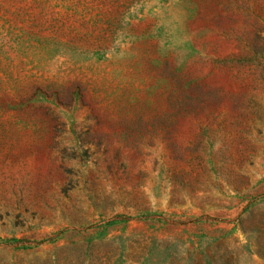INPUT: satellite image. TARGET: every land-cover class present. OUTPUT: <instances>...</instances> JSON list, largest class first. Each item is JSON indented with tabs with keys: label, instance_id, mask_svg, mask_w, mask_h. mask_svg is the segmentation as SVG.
<instances>
[{
	"label": "rangeland",
	"instance_id": "1",
	"mask_svg": "<svg viewBox=\"0 0 264 264\" xmlns=\"http://www.w3.org/2000/svg\"><path fill=\"white\" fill-rule=\"evenodd\" d=\"M0 264H264V0H0Z\"/></svg>",
	"mask_w": 264,
	"mask_h": 264
}]
</instances>
